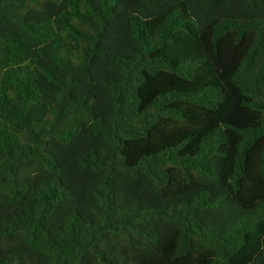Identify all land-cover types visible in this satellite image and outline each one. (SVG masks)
Masks as SVG:
<instances>
[{
  "label": "trees",
  "instance_id": "16d2710c",
  "mask_svg": "<svg viewBox=\"0 0 264 264\" xmlns=\"http://www.w3.org/2000/svg\"><path fill=\"white\" fill-rule=\"evenodd\" d=\"M0 264H264V0H0Z\"/></svg>",
  "mask_w": 264,
  "mask_h": 264
}]
</instances>
